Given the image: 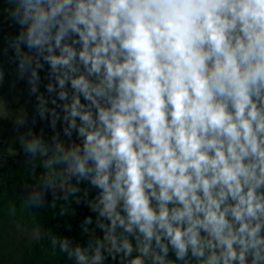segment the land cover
I'll return each instance as SVG.
<instances>
[{"label": "clouds", "instance_id": "1", "mask_svg": "<svg viewBox=\"0 0 264 264\" xmlns=\"http://www.w3.org/2000/svg\"><path fill=\"white\" fill-rule=\"evenodd\" d=\"M7 2L37 115L56 129L47 66L80 141L28 133L25 153L47 157L28 202L57 174L97 190L87 244L53 248L76 264H264V0Z\"/></svg>", "mask_w": 264, "mask_h": 264}, {"label": "trees", "instance_id": "2", "mask_svg": "<svg viewBox=\"0 0 264 264\" xmlns=\"http://www.w3.org/2000/svg\"><path fill=\"white\" fill-rule=\"evenodd\" d=\"M3 1L0 0V35L3 33L1 24L8 20L7 14L3 12V6H7L8 2L1 4ZM24 51L27 53V49ZM18 64L15 48L0 47V66L12 71ZM40 75L42 79L39 93L45 95L43 70ZM2 77L7 79L9 75L3 72ZM36 117L39 116L36 114ZM49 120L50 117L48 120H38L37 129L32 133L40 135L42 132L46 143H51L53 135L58 133L59 139L67 147L60 129L58 126L55 130L52 129ZM31 138H25V142ZM22 147L24 149V145ZM44 160L45 157L37 155L33 159L28 154L23 157L22 162L0 160V264H76L74 258L69 259L66 252L60 251L59 243L53 248L52 238H68L71 241L70 247L86 245L88 242L89 237L81 229L86 217L93 216L95 219V214L88 207V201L96 196L97 190L90 189L87 180L77 183L75 188L78 190L75 193L69 192L56 201L39 206L30 204L17 191L19 186L43 187V176L46 172L42 167ZM56 168L59 172L63 171L60 165ZM54 178L57 183L60 181L59 174ZM77 200L81 203H77ZM108 264L115 262L109 258Z\"/></svg>", "mask_w": 264, "mask_h": 264}, {"label": "flooded vegetation", "instance_id": "3", "mask_svg": "<svg viewBox=\"0 0 264 264\" xmlns=\"http://www.w3.org/2000/svg\"><path fill=\"white\" fill-rule=\"evenodd\" d=\"M0 70L11 77V80L9 77L7 79L0 78V124L2 125L0 128V160L22 162L26 155L22 145L25 144V138L29 137L28 133L37 129V122L40 120L39 117H36L37 97L29 93L28 78L27 76L20 77L18 66L12 71H8L7 67L0 66ZM16 75H18L17 78H15ZM45 95L47 96L46 89ZM15 134L16 137H14ZM10 137L14 139L8 141L7 139ZM14 146L17 149L14 150L13 154H9L7 150ZM51 155L50 152L49 156Z\"/></svg>", "mask_w": 264, "mask_h": 264}, {"label": "water", "instance_id": "4", "mask_svg": "<svg viewBox=\"0 0 264 264\" xmlns=\"http://www.w3.org/2000/svg\"><path fill=\"white\" fill-rule=\"evenodd\" d=\"M43 77H44V84H45V89H46V85L49 83L47 66H45V69L43 70ZM46 94L49 97V105H50L51 110L54 109L55 113L60 117L57 124H58V127H59L62 135H63L64 140L66 141L67 147L70 146L73 142L80 143V141L77 139L75 132H73L72 137H70V138L64 136V133H63V129L65 127V123L63 120V117L65 115V113L63 111L64 102L57 99L55 104H53V103H51L52 97L47 92H46ZM59 182L57 183L58 187L55 191L47 190L45 192V195L43 197V203H49V202L56 201L59 198H61L63 195H66L69 192H71V191H68L65 189H61L59 187ZM76 185H77V180H76V178H73L70 182V185H68V188L75 187ZM17 191H19L22 194V196L24 197V199L28 201V197L33 191H44V189H43V187L38 186V185H26V186L17 187Z\"/></svg>", "mask_w": 264, "mask_h": 264}, {"label": "rangeland", "instance_id": "5", "mask_svg": "<svg viewBox=\"0 0 264 264\" xmlns=\"http://www.w3.org/2000/svg\"><path fill=\"white\" fill-rule=\"evenodd\" d=\"M7 0H4L3 2H1V4L6 3ZM3 12L4 14L6 13L8 20H6V23H2L1 24V32H3L0 35V47L6 46L8 48H14L13 46V41L15 40L16 36L18 35L19 31L21 30L20 27L14 22V20L12 19L11 13H12V7L9 3H7V6H3ZM4 16V17H6ZM6 18V19H7ZM18 75L15 76V78H17ZM12 80H17V79H12ZM19 122V121H17ZM1 124H0V128H1ZM14 137H16V134L14 135ZM13 137H10V139H7L8 141L13 140ZM17 149L16 146L9 148L7 151L9 154H13L14 150Z\"/></svg>", "mask_w": 264, "mask_h": 264}]
</instances>
